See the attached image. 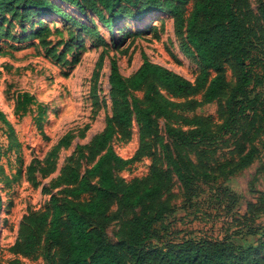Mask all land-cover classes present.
Returning a JSON list of instances; mask_svg holds the SVG:
<instances>
[{"label": "trees", "instance_id": "1", "mask_svg": "<svg viewBox=\"0 0 264 264\" xmlns=\"http://www.w3.org/2000/svg\"><path fill=\"white\" fill-rule=\"evenodd\" d=\"M57 1L75 7L88 20L91 14L95 15L111 39L120 22L166 12L173 17L175 30L184 33L183 47L186 52L195 54L201 70L191 81L150 61L142 52L140 66L124 77L112 57L108 74L111 113L106 114L103 129L87 144H77L56 179L42 187L49 193L47 205L22 216L9 251L31 259L41 256L46 264H264L263 242L240 249L223 240L186 239L160 247L150 242L159 237L156 224L168 211L161 197L173 178L190 198L196 191L198 175L202 180L212 177L206 169L197 170L189 151L240 131L251 143L235 161L222 163L221 173L234 174L256 158L258 149L253 144L254 135L262 130L264 123V101L255 92L263 84L264 74V0H258L256 24L250 0ZM36 15L58 16L75 30L93 38L98 46H103L92 72L90 88L92 103H100L97 81L107 43L97 26L73 17L54 0H0L2 20L28 22ZM43 31L46 29L17 37L7 29L0 30V35L18 42L38 38L40 44L47 47ZM46 53L58 62L63 60V51L57 53L49 47ZM227 63L234 68L233 84L226 74ZM135 92H141V97ZM224 94L226 98L217 113L218 118H222L220 123L214 124L210 117L185 114ZM31 105L36 109L34 123L41 131L45 106L29 92L16 93L14 114L18 118L31 111ZM159 117L188 128H173L167 124L169 141H165L158 131ZM133 121L139 125L142 140L149 137L158 144L166 168L153 165L144 177L124 180L115 176V170L128 167L144 154H151L146 150L147 144H142L131 157L123 158L110 145L115 134L129 135ZM0 123L5 127L7 150L15 149L19 158L20 143L1 109ZM251 130L253 136H250ZM69 143L70 136L64 135L43 160L34 159L29 163L26 177L32 185H38L34 173L38 171L46 176L52 172L58 149ZM54 188L58 189L52 192ZM113 205L116 209L111 212ZM1 209L0 194V212ZM128 212L131 215L124 217ZM121 217H124L120 226L122 237L112 242L107 238L106 227ZM6 264H19V260L15 258Z\"/></svg>", "mask_w": 264, "mask_h": 264}, {"label": "rangeland", "instance_id": "2", "mask_svg": "<svg viewBox=\"0 0 264 264\" xmlns=\"http://www.w3.org/2000/svg\"><path fill=\"white\" fill-rule=\"evenodd\" d=\"M54 1L73 17L88 24L94 23L107 43L97 81L100 103H92L90 88L92 72L103 46H98L93 38L75 30L58 16L36 15L28 22L0 19V30L8 29L17 37L45 28L43 32L47 40L45 47L38 38L18 42L0 35V109L12 124L20 143L18 158L15 149L7 150L5 127L0 123V264L15 258L19 264H46L41 256L31 259L16 255L9 251V247L17 237L22 216L47 205L49 193L44 192L42 187L49 186L56 179L77 144H87L103 129L104 118L111 113L108 74L112 57L116 59L118 70L124 77L140 66L142 52L150 61L191 81L201 70L195 54L186 52L183 47L184 33L175 30L173 17L166 12H155L142 19L120 22L115 26L111 39L108 30L95 15L91 14V20H88L75 7ZM250 3L256 24L258 0H250ZM49 47H53L57 53L63 51V60L58 62L49 56L46 53ZM225 66L229 83L233 84L234 68L230 63ZM22 91L29 92L45 106L41 131L33 120L35 106L31 105L32 110L22 117L18 118L14 114L16 93ZM255 92L264 101V74L263 84ZM135 95L141 97L142 93L135 92ZM225 98L226 94L185 114L210 117L214 124L220 123L222 118H218L217 113ZM157 123L159 134L165 141H169L165 130L167 124L173 128H188L162 117L158 118ZM253 132L250 131V136H253ZM64 135L70 136V143L58 149L52 172L46 176L35 172L38 185H32L26 177L27 166L34 159L43 160ZM248 140L237 131L231 135L225 134L214 144L200 145L188 152L197 170L201 172L206 169L212 177L202 180L198 175L196 191L190 198L186 197L179 182L173 178L161 197L168 211L162 221L156 224L159 237L150 240L152 245L160 247L186 239H208L227 241L240 249L264 243V123L262 130L254 135L253 144L257 146L258 152L253 162L234 174L221 173V164L226 160L235 161L251 143ZM142 144H147L146 150L152 155L144 154L128 167L115 170L117 178L130 180L144 177L153 165L160 169L166 168L158 144L149 137L142 140L139 125L135 121L127 137L118 133L110 141L114 151L123 158L131 157ZM57 189L54 188L52 192ZM115 209L113 205L111 212ZM130 215L128 212L124 217ZM124 217L107 225L106 235L110 241L117 242L122 237L120 226Z\"/></svg>", "mask_w": 264, "mask_h": 264}]
</instances>
